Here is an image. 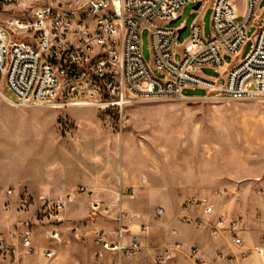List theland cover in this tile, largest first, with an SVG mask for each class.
<instances>
[{"label": "built area", "instance_id": "built-area-1", "mask_svg": "<svg viewBox=\"0 0 264 264\" xmlns=\"http://www.w3.org/2000/svg\"><path fill=\"white\" fill-rule=\"evenodd\" d=\"M190 1L0 0V11H21L10 22L0 23V100L21 107L93 106L107 112L122 110L137 99H184L187 88L206 89L208 93L203 96L264 97L262 0H245L241 17L234 0H212L210 36H206L203 24L193 22L189 36L178 46L181 27L171 23L180 18ZM259 21L251 49L237 59L250 40L248 29ZM143 29L149 31L150 61L143 55ZM24 33L31 37H20ZM225 55H233L235 61L227 63ZM203 67L214 68L221 77L202 75ZM19 203L25 207L30 200L21 197ZM186 204L202 210L195 219L199 226H209L213 234L226 233L236 245H243L241 218L220 216L213 221V205L206 197H191ZM64 205L62 199L42 198L35 219L16 220L11 225L20 246L0 238V249L17 252L21 247L25 253H35L34 236L40 233L52 242L62 241V228L54 222L63 221L57 215ZM93 212L103 214L98 203L93 204ZM162 212L160 208L158 215ZM125 217L121 216L112 231L97 230L95 245L120 256L140 254L144 248L142 234L130 233L135 216ZM148 227L146 223L139 225L142 231ZM78 228L73 225L69 230L75 233ZM56 252L44 248L42 256L51 260ZM257 252L264 260V250ZM174 255L166 250L156 259L159 264H170ZM190 257L195 264H205L196 248Z\"/></svg>", "mask_w": 264, "mask_h": 264}, {"label": "rangeland", "instance_id": "rangeland-1", "mask_svg": "<svg viewBox=\"0 0 264 264\" xmlns=\"http://www.w3.org/2000/svg\"><path fill=\"white\" fill-rule=\"evenodd\" d=\"M234 2L241 17L246 6L245 0ZM196 4L197 2L192 1L186 4L180 18L171 24L174 27L182 24L187 26L178 40V46L189 36L190 26L198 17L205 26L206 36H210L212 5L204 4L199 10H195ZM262 6L264 0L260 8ZM20 14L18 8L1 10L0 23H8L14 15ZM30 18L29 16L28 19ZM260 24L261 21L254 23L248 29L250 40L242 47L237 59L244 58L251 49L252 39ZM20 37L28 38L31 34L24 33ZM141 39L144 58L150 61L148 29H143ZM179 58L177 55V59ZM225 59L227 63L235 61L233 55H225ZM200 73L206 77H221L220 72L212 67H203ZM207 93L203 88H187L184 94L196 97L179 100L137 99L122 110L110 109L107 112L93 106L21 107L0 100L1 181L8 183L11 178L31 175L33 163L47 165L51 162L62 165L64 158L67 164L76 160L84 165L95 161L107 163L118 177L123 175L124 184L117 190L115 203L110 198L107 202L103 201L105 199H95L92 191L86 187H79L73 194L54 198L65 201L63 209L57 215L63 221L54 222L62 228V241L52 242L44 233H40L34 236L36 244L60 247L71 264H123L124 260L140 264L135 260L143 255H148V262L143 264H159L156 259L159 253L169 250L176 254V249L180 248H175L168 240L155 243L148 250L143 248L138 255L120 256L95 245L94 235L99 230V222L112 221V231L117 227L121 216L133 214L138 218L139 215L135 213L137 211L120 204L121 199L127 200L130 205L141 199L139 207H164L162 219L165 224L174 220L182 223L194 221L197 227H204L196 223V218L191 219V215L181 213L179 209L181 206L191 207L195 211L199 210L198 216L202 215L199 207L187 206L186 203L191 197L209 196L203 193V184L219 180L226 185V190L220 191L217 198L209 196L215 212L214 204L233 199L234 193L229 189L233 180L264 177V97L249 100L221 97L215 93L203 96ZM57 124L61 130L59 140L61 142L64 139L65 142L66 155L53 142L52 132ZM98 132L102 134H97ZM95 137L98 139H94ZM97 143L105 146L97 149ZM46 155L48 156L45 157ZM45 158H49L48 161ZM21 197L24 196L8 194L7 191L0 193V238L10 245L20 246L18 236L8 224L26 219L30 214H34L32 219H35L40 209L38 198L29 199L30 203L23 207L19 203ZM81 199L85 203L77 202ZM96 203L103 214H94L93 204ZM169 223L165 225L166 232L171 234L175 225ZM74 224H79L75 233L69 230ZM205 227L210 229L207 225ZM132 232L133 227L130 233ZM137 233L149 236L152 229L148 227L142 231L138 228ZM4 234L15 240L1 237ZM193 249H190L189 255ZM42 251L36 249L35 253L28 254L21 247L17 252L0 249V264H59L54 261L56 256L51 260L45 259ZM29 257H42L44 260L31 263ZM175 259L176 255L169 263L174 264Z\"/></svg>", "mask_w": 264, "mask_h": 264}, {"label": "crops", "instance_id": "crops-1", "mask_svg": "<svg viewBox=\"0 0 264 264\" xmlns=\"http://www.w3.org/2000/svg\"><path fill=\"white\" fill-rule=\"evenodd\" d=\"M191 1L197 2V4L199 2L201 3L199 7H197V4L195 5V10H199L204 4L212 5V0L208 2H202L201 0ZM194 22L201 23L200 18L198 17ZM180 27L185 28V30L187 29L185 24L180 25ZM60 131V127L57 124V127L52 132L53 142L56 143V146L60 147V150L66 155L64 139L61 142L59 140ZM97 134L101 135L102 133L98 132ZM96 138L98 139V137L94 139ZM99 146L103 147L105 144L98 145L97 143L96 148L98 149ZM47 156L48 155L45 157ZM45 159L48 161L49 158ZM32 167H34L32 174L27 177L11 178L8 183L0 180V193L4 194L11 189L15 196H24L29 199L33 197L34 199L38 198L39 209L42 198H57L58 196L73 194L79 187H86L91 190L93 197L99 201L105 199L103 201L107 202V199L110 198L112 202L115 203L117 200V190L124 184L123 175L118 177L107 163H98L97 161L89 162L84 165L76 160L67 164L66 158H64V163H62V165H55L51 162L47 163V165H41V163L36 162L33 163ZM202 186L203 193L214 199L217 198L220 191L226 190L225 183L219 180L211 184L205 183ZM229 189L234 193L232 196L233 199L214 204L215 212L211 216V219L214 221L220 216L228 219L241 218L243 226V231L241 233L243 245H236L232 241L230 235L226 233L212 234L208 227H197L194 221L182 223L178 222V220H171L172 222H166L167 224H165L162 219L165 214V208L159 207L158 209H154L153 205L146 207H141V205L139 207V201L141 199L131 203L132 205H130L127 200L121 199L120 204L125 208L134 209L137 211L135 213L139 215L138 218L135 217L132 221L134 234H138L137 229L139 226L137 225L142 223H146L149 225L150 229H152V233H150L149 236H140L145 250H148V248L155 243H160L162 241L167 242L168 240L173 243L174 247L178 246V248H180L175 252L176 259L173 262L174 264H195L194 259H191L189 255L192 247L197 249L198 256L205 264H264V260L257 252L259 248L264 250V177L233 180ZM200 196L210 199L209 196L206 195ZM77 202L85 203V200L83 201L81 199ZM109 202L111 203L110 200ZM32 205L33 203H31V206ZM160 208L163 209V212L158 215V210ZM179 209L181 213H186L188 216L191 215V219L199 215L198 209L195 211L196 209L194 208H183V206ZM33 215L34 214H30L28 218H22L21 220L32 219L34 218L32 217ZM168 223L170 225H175L176 228H174V231H171V234L166 232ZM112 224V221L103 220L98 223V229L104 228L111 230ZM8 225L11 226L10 224ZM74 225H78L79 227V224ZM157 228H159V232H157ZM1 237H6L10 241L15 240L12 234L11 237L13 238H9L8 234L1 235ZM35 246L39 250H43L44 248L56 249L57 255L54 259L56 263H72L69 261L68 256L62 252V249L60 250V247L58 248L51 244L47 247L39 246L36 244V241ZM147 256L148 255H143L142 258L136 259L135 261L140 264L146 263L148 262ZM43 260L42 257H29V262L31 263L43 262ZM76 263H79V261ZM123 264H131V262L124 260Z\"/></svg>", "mask_w": 264, "mask_h": 264}, {"label": "water", "instance_id": "water-1", "mask_svg": "<svg viewBox=\"0 0 264 264\" xmlns=\"http://www.w3.org/2000/svg\"><path fill=\"white\" fill-rule=\"evenodd\" d=\"M200 2L197 4V7H199L200 6ZM185 31V28H181V29H179V37L178 38H181V35H182V33Z\"/></svg>", "mask_w": 264, "mask_h": 264}]
</instances>
